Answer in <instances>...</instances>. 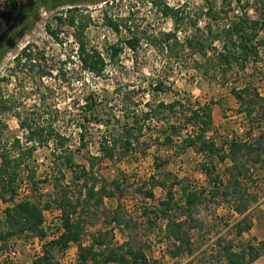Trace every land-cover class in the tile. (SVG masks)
Returning a JSON list of instances; mask_svg holds the SVG:
<instances>
[{
	"label": "rangeland",
	"instance_id": "obj_1",
	"mask_svg": "<svg viewBox=\"0 0 264 264\" xmlns=\"http://www.w3.org/2000/svg\"><path fill=\"white\" fill-rule=\"evenodd\" d=\"M16 1L19 7L29 2ZM186 2L192 10L202 6V0H110L107 5L80 4L82 12L75 16L76 21L89 20L84 29L87 45L107 62L101 77L78 73L77 32L69 26L70 15L65 13L69 6L55 11L42 8L35 19H28L26 30L0 58V79H3L0 82V152L23 154L12 202H5L9 193L0 185V223L7 207L32 200L49 206L43 211L42 233L44 229H54L57 233L62 215L73 211L80 225L79 243L95 248L99 247L97 243L102 244L105 257L120 254L123 251L117 248L128 242L144 253L148 264H227L224 254L230 245L231 252L244 254L246 261L249 249L253 248L260 256L251 264H264V163L258 161L254 167L247 163L249 180L243 187L252 197L248 210L239 216L233 208L243 202L234 204L229 196L222 201L220 197L213 199L208 192L215 184L222 193L221 185L227 179L225 169L230 161L221 163L215 155L199 153L193 148L181 150L180 142L186 131H182L181 138L173 137V144L165 142L170 126L184 124L187 109L206 105L210 107L212 119L206 135L222 146L225 153L231 140L250 142L264 133L259 107H255L251 119L246 118L241 113L246 102L239 103L231 91L248 86L264 96V45L260 62L248 64L244 71L233 67L225 75L205 66L214 65V60L205 63L199 55L191 59L187 56L183 63L169 60L165 52L158 51L145 37L172 29L170 19L159 14L158 4L181 6ZM7 6L8 0H0V11ZM60 14L61 24L55 21ZM249 14L256 16L252 11ZM103 16L116 22L120 33L106 27ZM204 23L200 19L199 27ZM10 25L0 19V35ZM46 26L54 35L46 33ZM187 31L186 34L192 32ZM181 32L178 35L182 40L184 33ZM132 34L140 38L136 51L123 46L119 55L109 60L107 49L117 39ZM259 39L264 40V31ZM27 44L44 53L50 76L41 80L36 66L33 69L17 66L14 58ZM157 80L167 88L162 93L153 89ZM174 101L180 103L174 112L149 113L159 102ZM17 115L32 124L42 120L51 122L54 132L62 137H49L43 145L27 144V132L20 128ZM127 129L133 135L130 148L125 150ZM102 145L112 147V157L100 153ZM30 146L32 149L27 150ZM68 158L73 167H69ZM83 170L87 176L82 175ZM89 188L94 192L90 199L86 197ZM149 192L153 197H148ZM186 192H204L200 203L189 213L183 206ZM168 193L172 194L174 207L164 217L159 213L163 209L160 202L166 200ZM117 214L121 226L113 222ZM243 217L251 229L239 235L235 223ZM175 218L183 221L185 227L195 224L189 232V242L183 244L190 251L182 248L178 252L180 243L166 232L167 220ZM3 231L2 227L0 235ZM42 236L29 232L6 239L0 236V264H10L2 258L8 250L18 253L14 264H34L46 244L36 243V238ZM77 254L78 245L73 243L62 252H53L60 264H76Z\"/></svg>",
	"mask_w": 264,
	"mask_h": 264
},
{
	"label": "trees",
	"instance_id": "obj_2",
	"mask_svg": "<svg viewBox=\"0 0 264 264\" xmlns=\"http://www.w3.org/2000/svg\"><path fill=\"white\" fill-rule=\"evenodd\" d=\"M112 1V0H111ZM110 0H29V2L19 7L16 0H8L7 8L0 11V19L11 24L6 32L0 35V58L14 45V40L18 35L26 30L28 19H35L38 11L44 8L49 11H55L59 7L65 5L69 9L65 10L69 14L68 24L76 30L75 44H76V58L79 67V74L88 73L95 77H101L105 71L107 62L104 57L95 49L87 45L84 37V29L87 27L89 20H77L76 13L82 12L79 8L80 4L98 5L104 3L107 5ZM156 3V2H155ZM159 14L170 19L172 22V29L165 32H159L157 35H149L145 37V41L149 42L158 51L165 52L169 60L186 61V57L190 59L199 55L205 63L215 61L214 65H205L214 69L220 70L225 75L233 67H238L244 71L248 64H256L260 62V50L264 45V40L259 39V35L264 31V0H202L200 9H190L188 3L181 6H169V4H162L157 6ZM249 11H252L256 16L251 17ZM81 16V15H80ZM82 17V16H81ZM205 21L203 27H199V20ZM55 21L62 23V14L55 17ZM14 22L17 25L14 26ZM103 23L111 31L118 34L119 25L111 18L103 16ZM15 27V31L12 28ZM187 30L192 32L186 34ZM183 31L184 36L182 40L179 35ZM46 33L54 35L49 26H46ZM148 38V39H147ZM144 39V38H143ZM140 38L134 34L130 37L119 38L107 49L109 60L114 59L122 51L125 46L128 50L134 52L139 46ZM218 43L220 46L216 47ZM211 51L212 55L208 53ZM109 52V53H108ZM17 66L37 68L38 76L41 80L50 76L49 68L46 67V57L43 52H39L31 44H27L22 48L18 55L14 58ZM198 64L196 67L198 69ZM201 68V67H200ZM208 69V67L206 68ZM76 74V72H74ZM3 79H0V82ZM154 91L164 92L167 88L163 86L162 81L157 80L153 86ZM232 94L239 103L246 102V106L241 113H244L246 118L251 119L255 107H259V116L261 122H264V96L257 90H251L248 86L241 89L233 88ZM90 97V96H89ZM1 98V97H0ZM3 103H6L3 101ZM176 105H180L178 101L165 104L159 102L153 110L149 113L155 115L161 110H168L174 112ZM6 109V108H5ZM187 115L182 126H170V134L165 137V142L173 144V137L181 138L182 131H186L185 137L181 139V150L193 148L199 153H205L217 157L219 162L223 163L226 159L230 161L229 166L226 167L225 173L227 179L222 183V193L216 189L213 184V190H209L210 197L217 199L220 197L221 201L229 196L230 201L234 204L243 202L240 206H234V211L237 215L242 216L247 210V205L250 203L249 194L245 193L244 183L249 180L247 176L249 169L246 167L247 163L254 167L256 163H264V133L259 134L256 139H251L250 142L233 139L227 144V153L222 146H217L213 140L207 137V133L212 124L211 110L209 106H199L197 108H189L186 110ZM147 117V114H145ZM19 121L21 129L26 130V143L46 144L49 137H62L55 133L51 122H44L32 124L26 118L16 116ZM162 119V118H161ZM159 121V119H158ZM188 129L190 132H188ZM140 131V130H139ZM45 133V134H43ZM125 150H128L131 145L130 138L132 137L131 129L125 130ZM137 139V138H135ZM33 146L28 147L27 150L32 149ZM100 153L105 157H112V147L102 145ZM69 167H73V162L70 158L67 159ZM23 162V154L19 152L16 155H9V153L0 152V185L3 189L8 191V200L12 202L16 193V186L14 185L18 169ZM86 170H83L82 175L87 176ZM244 192V193H243ZM93 188L88 189V199L92 198ZM219 193V194H218ZM204 192H186L184 194L183 206L187 213L191 212L197 204L200 203ZM148 197H153L149 192ZM98 198L102 200L101 194ZM4 200V198H2ZM172 194L168 193L165 201H161L160 205L163 209L159 213L164 217H168L167 212L174 207L172 203ZM67 205L70 202L67 200ZM48 205L41 206L32 200H25L4 210V219L0 223V229L3 227V234L0 235L2 239L17 236L24 232H29L33 236H42L43 211L48 209ZM62 232L54 241L47 242L43 245V251L37 258L34 264H60L55 261L53 252H62L73 243L78 245L77 263L76 264H148L145 255L141 250L135 249L128 242L122 243L117 250H121L120 254H109L104 256L100 243L96 250L95 246H82L80 240V225L75 219V212H65L61 217ZM113 222L121 226L119 215L113 217ZM126 227H129L126 225ZM166 232L169 237L177 240L179 246L177 251L185 248L190 251L188 247L183 246L189 242V232L194 229L195 224L190 223L187 227L184 226L183 221L178 218L167 220L165 225ZM236 233L242 234L251 229V224L246 223L245 217L241 218L235 223ZM96 244V245H97ZM177 252V254H178ZM248 260H245L244 254L231 252L230 245L225 249L224 259L227 264H251L260 256L253 248H250L248 253Z\"/></svg>",
	"mask_w": 264,
	"mask_h": 264
},
{
	"label": "built area",
	"instance_id": "obj_3",
	"mask_svg": "<svg viewBox=\"0 0 264 264\" xmlns=\"http://www.w3.org/2000/svg\"><path fill=\"white\" fill-rule=\"evenodd\" d=\"M62 232V228L60 226V230L56 233L54 229L46 230L44 229L43 236L41 238H36V243L39 246H42L43 244L54 241L58 238V235ZM18 253L15 250H8V252L4 253L2 255L3 259H7L10 261V264H14L17 260Z\"/></svg>",
	"mask_w": 264,
	"mask_h": 264
}]
</instances>
